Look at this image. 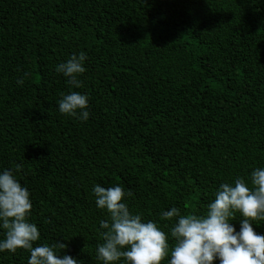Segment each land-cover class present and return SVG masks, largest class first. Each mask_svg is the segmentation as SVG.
Instances as JSON below:
<instances>
[{"label": "trees", "instance_id": "obj_1", "mask_svg": "<svg viewBox=\"0 0 264 264\" xmlns=\"http://www.w3.org/2000/svg\"><path fill=\"white\" fill-rule=\"evenodd\" d=\"M81 52L73 89L55 69ZM71 91L87 121L59 112ZM16 164L37 244L78 264H102L97 184L131 190L130 212L166 233L171 207L204 215L222 183L264 167V0H0V173Z\"/></svg>", "mask_w": 264, "mask_h": 264}, {"label": "clouds", "instance_id": "obj_2", "mask_svg": "<svg viewBox=\"0 0 264 264\" xmlns=\"http://www.w3.org/2000/svg\"><path fill=\"white\" fill-rule=\"evenodd\" d=\"M86 60L84 52L73 54L55 71L66 78L71 88L80 89L83 82L79 77L86 71ZM29 75L24 73V77ZM23 83V78L17 81ZM61 97V114L88 120L86 94L71 91L61 93ZM22 170L23 165L16 164L0 173V227L5 230L0 252H29L28 264H78L71 256H60L67 248L65 243L37 244L40 232L29 220L31 194L16 176ZM92 191L96 207L108 216L100 222V229L105 231L101 233L103 243L96 250L102 264H161L168 256V264H213L215 260L219 264H264V235L253 228L264 221V167L254 169L248 180L237 177L233 184L222 183L204 215H182L177 207L163 212V220L176 221L169 233L156 222H145L141 214L130 212L126 198L133 195L131 190L126 191L121 185L105 188L97 184ZM236 213L242 217L239 232L231 223Z\"/></svg>", "mask_w": 264, "mask_h": 264}]
</instances>
